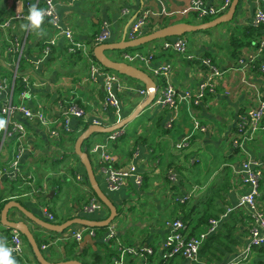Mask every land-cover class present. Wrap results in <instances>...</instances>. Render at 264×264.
I'll list each match as a JSON object with an SVG mask.
<instances>
[{"label":"crops","instance_id":"0c3cea01","mask_svg":"<svg viewBox=\"0 0 264 264\" xmlns=\"http://www.w3.org/2000/svg\"><path fill=\"white\" fill-rule=\"evenodd\" d=\"M55 1L63 27L71 29L75 39L89 47L93 45L94 38L101 35L105 25L111 31L110 41H121L125 30L128 28L129 32L131 25L144 10L154 13L145 28V35L175 24H204L197 22L200 19L196 14L182 16L178 13L190 6V0H143L145 7L142 0ZM203 1L206 7L219 8L226 0ZM32 5L43 9L44 0H0V22L17 14L27 17ZM260 10L264 11V0H242L234 20L219 25L223 30L220 31L217 26L212 28L211 34L200 36L196 33L191 36L190 53L199 56V60H212L213 65L222 72L219 79H214L216 91L210 92L204 99H207L205 102L190 108L182 101L181 106L172 111L155 106L154 103L167 82L180 95L188 90L195 94L197 86L210 78L205 68H193L185 57L174 52L156 55L146 66L148 71L155 76L156 69L167 66L170 73L168 78L157 76L161 80L152 76L158 86L153 103L120 129L124 134L116 141L109 139L110 134L102 133H96L86 141L84 149L93 157L95 174L107 195H115L113 199L118 206L119 201L133 196L140 197L145 204L144 218L140 222L134 220V213L132 216L135 224L130 218L127 220L126 215L121 219L118 233L120 242L127 245L139 244L145 239L147 243L142 246L156 247V258L159 259L163 242L171 232L167 222L173 218H181L185 213L191 214L193 210H203L205 200L211 196L216 201L210 214L215 217L209 219L208 223L212 219H219L220 223L218 231L211 234L202 246L199 263H191L178 256L168 264H256L259 260L257 252L251 247V210L239 206L240 193L246 188L237 189L232 177L236 172H243V165L248 160L262 163V189L258 207L264 213V134H258L246 144L240 153L241 159L232 162L227 160L237 155L233 146L234 141L240 139L239 115L246 108L256 107V89L264 90V56L257 50V43L264 38V26L256 27L253 22ZM163 11L166 15H156ZM170 13L174 15H168ZM218 17L204 19L211 18L212 21ZM23 23H26V19L15 20L10 27L0 26V79L6 80L7 85L0 91V119L6 122L4 129L0 130V170L19 156V170L23 178L20 183H11L7 175L0 174V202L6 200L8 204L19 201L34 216L48 221L42 211L46 209L55 216L54 224H64L85 215L84 208L95 198L91 190L87 192L88 188H83L80 181L75 180L77 174L84 178V166L75 152L78 138L87 131L82 132L84 126L80 123L81 119H71L69 132L64 130L61 121L49 130L36 120H28L20 112L3 115L1 109L12 102L34 111L42 109L50 117L60 119L67 104L73 102L86 111V117L82 118L84 122L91 126L100 123L104 127H113L120 123L126 124L129 116L149 100L150 92L143 83L122 78L124 88L114 90L118 109L104 113L106 93L103 79L92 81L89 78L90 61L87 58L85 60L81 54H69L68 42L55 33L50 20L44 18V34L40 36L34 31L22 30L20 25ZM54 38L57 39V45L45 57L44 49ZM196 58L198 57H193V60H197ZM110 59L123 62L122 59ZM253 60L255 64L251 65ZM143 90L148 93L141 95L140 91ZM191 112L199 119L201 128L205 129L201 131L205 134L203 137L196 136V132L192 135L193 131L189 127L192 123L189 116ZM171 119H174L173 126L168 128L167 124ZM16 125L24 127L23 138L14 131ZM131 126H137V129L130 140H126ZM189 137L187 147L179 149L180 143ZM95 146L100 147V150L93 153L91 150ZM201 149L206 150L205 160L199 157ZM188 160L189 169L194 170L191 179L186 176L183 178L180 174L186 170ZM132 164L137 167V174L144 178L142 186H137L135 178L131 177L120 192H109L104 177L99 172L100 167L105 165L124 170ZM170 169H174L178 175V182L175 184L167 178ZM67 181L76 182L75 197L67 196L65 200L54 202L62 193L61 187L69 183ZM84 181L85 185H89L87 180ZM182 198H188L187 206L183 209L176 202ZM52 206L59 208V211ZM9 215L16 222H26L34 230V234H46L42 227H36L37 224L31 222L20 210L12 209ZM88 216L102 221L106 215L104 212H97ZM0 225L3 226L0 228V238L5 239L9 247L14 231L2 224L1 215ZM126 226H133L128 240ZM203 226L206 225L200 223L195 228H190L189 234ZM77 228L78 226L73 227ZM145 230L148 231L147 236H144ZM94 240L97 241L96 246L90 247L95 254L99 244L104 242L99 236ZM27 243L29 244L28 241ZM58 244L61 245L56 250H47L48 254L45 255L51 263L58 264L68 260L71 248H65L66 242ZM29 247L31 253L29 249L26 252L38 261L30 244ZM27 253L24 251L21 261L16 260L17 264H25ZM83 256L87 258L85 253Z\"/></svg>","mask_w":264,"mask_h":264},{"label":"built area","instance_id":"2783aa9c","mask_svg":"<svg viewBox=\"0 0 264 264\" xmlns=\"http://www.w3.org/2000/svg\"><path fill=\"white\" fill-rule=\"evenodd\" d=\"M233 0H226L225 4L219 8L206 7L203 0H190V6L186 9L178 12L182 16H189L191 14H196L200 20H203L207 17H216L221 16L227 13L230 9ZM29 5V2H28ZM45 18L50 20L52 27L55 33L58 36H62L65 40L71 45L70 52L74 53L75 51H80L83 55L90 61V78L92 81H96L99 78L103 79L104 89H105V100L103 102V111L104 113H109L112 110L118 109V101L114 97V90H121L124 88L122 83L121 76L115 72L108 71L102 66H97L94 64V60L91 57L90 47L75 39L74 32L69 28H64L60 16L57 10V4L55 0H44ZM152 11L144 10L137 20L131 25L128 32V38L130 40L137 39L144 34L145 28L147 27L150 19L152 18ZM156 15H166V12L163 11L161 14ZM173 16V13L168 14ZM26 19L25 15L17 14L13 18H7L0 22L1 27H10L13 21ZM254 26L260 27L264 26V11L260 10L256 13L254 18ZM111 31L107 27H104L101 35L97 36L94 40V45L97 47L104 43H107L111 40ZM17 45V44H15ZM57 45V39L54 38L50 40L44 49V56L51 54L52 49ZM258 53L264 55V38L259 40L257 43ZM163 50H171L176 54H186L188 52V41L184 37H174L163 40ZM156 55H149L144 57L141 54H132L131 52H124L122 57L128 62H135L136 60L144 61L147 65L148 63L154 60ZM188 59L193 60V56L188 57ZM255 64V60L251 62V65ZM202 67L204 66L210 74V78L200 83L197 86L195 94L191 91H185L184 94L180 95L176 88L169 82L161 91L160 96L156 99L154 105L166 108L170 111L175 110L178 104L182 101H185L188 106H199L202 101L207 97L211 92L216 91V85L214 79L220 77L222 72L220 69L215 67L210 59L201 60ZM264 71V67H262ZM170 73V68L167 66H162L154 71L155 76H165L168 78ZM7 87L6 80L0 79V91L4 90ZM147 91H140L141 95H146ZM256 99L258 105L256 107H250L244 109L239 115L238 126H239V135L240 139L234 141V146L241 150H244L246 144L252 141L258 134H264V90L256 89ZM68 106L62 112L60 119H55L50 117L44 110L38 109L37 111L28 109L22 105H16L12 102H9L3 106L1 113L3 115H13L15 113H22L30 121H38L43 127L51 130L58 122L61 121L64 130L69 132V125L72 118L82 119L86 117V111L81 108L76 103H68ZM174 119H171L167 124L168 128H172ZM101 125L100 123H95V125ZM197 130L205 131L204 128H201L199 123L195 124V130L192 135L195 134ZM14 131L21 135V138L24 137V127L22 125H16ZM124 134V131L117 130L109 135V139L116 141L119 137ZM191 135V136H192ZM190 136V137H191ZM186 138L180 145L179 149H184L187 147ZM100 150V147L95 146L92 148L91 152L96 153ZM19 156L14 158V160L6 167L0 170V174H5L8 176L11 183H19L22 181V176L19 170ZM262 163L258 161L248 160L243 165V172H236V188L241 190L246 188L244 192L240 193L239 196V206L247 207L251 210V229H250V238L252 247H264V213L258 207V199L260 197V183L263 177ZM100 174L104 177V180L107 184L108 190L111 193L120 192L121 189L126 185L129 178L134 177L137 186H142L144 178L137 174V167L130 166L128 169H115L109 166H101L99 170ZM167 178L172 183L175 184L178 182V175L174 169H170L167 172ZM79 180V177H78ZM82 181V180H81ZM188 198L181 199V202L184 203ZM102 202L98 201L96 198H93L92 201L86 206L83 210L85 215L103 212L104 207ZM2 202H0V208ZM43 214L50 223L55 222V216L46 209H43ZM220 220H212L210 226L206 229L205 232L200 233L197 236L190 237L188 235L189 230L187 225L179 219H174L167 222V226L171 229L170 234L166 237L162 245L161 257L156 258V249L150 246H135L127 247L121 244L117 238V227L111 223L107 227V231L103 237V242L108 244L116 240V249L118 252V257L114 259L113 264H126L127 258H136L141 261L142 264H160L169 262L176 257L180 256L191 263H199L200 250L208 237L215 233L218 229ZM67 234L64 236H59L55 239L54 244L56 243H70L74 241L79 246L83 243L86 236H91L92 238L97 237L95 228H90L87 226H78L77 229L67 230ZM50 232V231H47ZM66 232V231H65ZM54 233V232H53ZM64 233V232H63ZM13 236L10 240L9 247L13 249L12 255L17 260L21 261V258L24 254V237L20 234L19 231H14ZM49 244L42 243V251H47ZM25 264L26 261H24Z\"/></svg>","mask_w":264,"mask_h":264},{"label":"water","instance_id":"95a60500","mask_svg":"<svg viewBox=\"0 0 264 264\" xmlns=\"http://www.w3.org/2000/svg\"><path fill=\"white\" fill-rule=\"evenodd\" d=\"M240 1L241 0H233L230 9L227 13L219 16L218 18L210 22L201 25H193L189 23L175 24L165 27L154 33L141 36L134 40H130L128 38V28H127L125 30V33L121 41L118 42L110 41L108 43H104L102 45L95 47L94 49L95 58L102 67L110 71L116 72L122 76H126L128 78L143 83L147 87V89H149L150 98L145 104L139 106L135 110V112H133V114L129 116V119L126 120V124L120 123L113 127H104L99 124L98 125L94 124L91 127H89V129L85 133H83L76 142L75 152L84 166L83 175L85 179L89 181L92 189L98 196L99 200L109 209L110 215L108 218H105L102 221H98V219H93V217L91 216L83 215L82 217L79 216L76 219L69 220L64 224H54V223H49L48 221L42 218H38L34 216L24 206H22L20 203L16 201H11L4 206L1 212L2 224L5 227H7L9 230H13V231L17 230L20 232V234L29 242L40 264H56V263H51L46 259L44 253L39 248L38 242L36 240V235L33 233L30 226L26 222L10 221L9 212L12 209L20 210L21 212L24 213V215L28 219H30L32 222L37 224L40 228L42 227V229L46 231H51L55 233H63L65 230H68L77 225L87 226L90 228H107L117 218L118 210L114 202L111 200V198L102 189L95 174L90 155L84 149V144L88 139H90L96 133L110 134L124 128V126L127 125L130 121L138 117L141 114L142 110H145L149 104L153 103L154 99L156 98V94L158 92L157 83L154 81L152 76L126 62L113 61L108 57L106 53L108 51L113 52V51H125L129 49H136L148 45L150 43H153L154 41L164 40L174 37H182L184 35L196 33L199 31H207L224 23H230L234 20L236 16L237 8L240 5ZM142 5L143 7H145L146 5V3L143 0H142ZM96 244L97 241L94 240V238H92L91 236H86L81 246L86 247L87 245H90L92 247H95ZM58 264H81V263L78 262L77 260H67L65 262Z\"/></svg>","mask_w":264,"mask_h":264},{"label":"rangeland","instance_id":"374dc122","mask_svg":"<svg viewBox=\"0 0 264 264\" xmlns=\"http://www.w3.org/2000/svg\"><path fill=\"white\" fill-rule=\"evenodd\" d=\"M212 18V17H211ZM211 18H208L209 20H211ZM213 18H215V17H213ZM191 20V19H190ZM201 21H203V20H200V21H197L198 23L199 22H201ZM188 22H191V23H194V22H196V21H188ZM106 26V25H105ZM221 26V25H220ZM219 26V27H220ZM108 27V26H107ZM217 28V27H216ZM214 30V29H213ZM220 31L221 30H223V27H220V29H219ZM211 31H212V29H210V31L209 30H207V32L206 31H199V32H196V33H198V35H200V36H205L206 34H211ZM196 33H192V34H187L186 35V37H184L187 41H188V52L186 53V54H178L179 56H181V57H185L186 58V60L188 61V63L189 64H191V66L193 67V68H195V69H200L201 68V60H199V56H195L194 54H191L190 53V48H189V46L191 45V36L192 35H194V34H196ZM113 52H116V54H113L112 53V51H108L107 53L109 54V57L110 58H114L115 60H120V59H122V61L123 62H126V63H128V64H130V65H132V66H135V67H137V68H139V69H141V70H143L144 72H146V73H148V74H150L151 76H154L151 72H149L148 71V69L146 68V66H147V64L144 62V61H140V60H136L135 62H128V61H126V60H124L123 59V57L121 56V55H119V51H113ZM130 52L132 53V54H141L142 56H144V57H148L149 55H151V54H153V55H157V56H160V55H163L164 53H169V52H171V50H169V51H167V50H163V40H158V41H154L153 43H150V44H148V45H145V46H143V47H140V48H136V49H131L130 50ZM190 55H192L193 57H198V58H196L197 60H188V58L187 57H189ZM120 56H121V58H120ZM94 64L95 65H97V66H101L100 65V63H97V62H94ZM91 66V65H90ZM216 67V66H215ZM155 77V76H154ZM89 78H90V76H89ZM124 79L125 77H121V79ZM155 79H157V80H161V78H157V77H155ZM216 79H219V77H216L215 78V80ZM214 83H215V81H214ZM255 88H254V86H253V89L252 90H254ZM207 100V99H206ZM206 100H204V102L206 101ZM181 103H179L178 104V106H181L180 105ZM190 108H192V106H190ZM189 116H190V119L192 120V123H193V126H192V123H191V125L189 126L190 127V129H191V131H194L195 130V124L196 123H199V119L196 117V115L194 114V113H192L191 112V114H189ZM200 124V123H199ZM136 129H137V126H131L130 128H129V131H128V137H127V139L126 140H130V138H131V136L135 133V131H136ZM205 134H203V133H201V131L200 130H197L196 131V136H198V137H203ZM229 146H232L231 144H229ZM224 153H225V151H224ZM89 155H91L90 153H89ZM205 155H206V150H204V149H201L200 150V152H199V157L201 158V159H203V160H205L206 159V157H205ZM242 156V154H237V155H235V156H233V157H231L230 159H228L227 161L228 162H232V161H235V160H239V159H241L240 157ZM90 158H92L91 160H93V157L92 156H90ZM189 160H188V164L185 166L186 167V170L184 171V172H180V174H181V177H183V178H185V176L187 177V178H189V179H191V174L194 172V170H190L189 169ZM131 166H135V165H131ZM197 166H199V165H197ZM82 172H84V170L82 171ZM75 176V175H74ZM74 176H73V178H74ZM78 177H79V180H78ZM84 179H85V177L83 178L80 174H77L76 176H75V180H77L78 182L80 181V185H82V187L84 188V187H87L88 189H90L89 188V185H85L84 184ZM82 180V181H81ZM86 180V179H85ZM67 182H69V181H67ZM262 182V181H261ZM20 183V182H19ZM88 183H89V181H88ZM90 184V183H89ZM79 185V186H80ZM75 186H76V182L75 181H73V182H69L66 186H62L61 188H62V193H60L57 197H56V199H55V201L54 202H58L59 200H65L66 199V197L67 196H71V197H75V193H74V191H75ZM92 188V187H91ZM261 189H262V185H261V183H260V191H261ZM108 196H110V198H112L111 200H113L114 201V199H113V197H115V195H112L111 196V194L109 195L108 194ZM133 197H135V196H133ZM126 200H129V199H126ZM115 202V201H114ZM120 202V204H119V206H118V204H116L118 207H120L123 203V200L122 201H119ZM116 203V202H115ZM129 204H132V200H129ZM49 205V204H48ZM50 205H51V203H50ZM102 206L104 207V210H103V212H104V214L106 215L104 218H108V210L106 209V206L104 205V204H102ZM73 206L71 205V208H72ZM52 208H54L56 211H59V208H56V207H54V206H52ZM1 209V208H0ZM129 210H132V208L130 207L129 208ZM125 215L127 216L126 217V219L127 220H129V218L132 220V215L130 214V212L128 211V210H126V212H123L122 214H121V216H118L114 221H113V225L114 226H116L117 228H118V226H120V222H121V219L122 218H124L125 217ZM9 219L11 220V221H14V220H12V218L10 217V215H9ZM32 222V221H31ZM130 223H131V221H130ZM36 227H39V226H37V225H35ZM75 227V226H74ZM0 228H3V226H1L0 225ZM127 229H128V226H126V231H127ZM32 231H34V230H32ZM44 232H46V234H39V233H35V235H36V237H37V239L39 240V242H40V244L41 243H43V242H45V243H47V244H49V247H48V251H51L52 249H54V250H56L57 249V246H59V245H61V244H58V243H56V244H54V241H55V239L57 238V237H59V236H65L66 234H67V232L68 231H66V232H64V233H53V232H47V231H45L44 230ZM24 243H25V245H24V251H25V253H27L26 251H27V249H29V252L30 251H32V250H30V247H29V244L27 243V240L25 239L24 240ZM70 243H71V245H70V248L72 247V245L75 243L73 240L72 241H70ZM88 246V247H87ZM86 247H87V249L86 250H82V249H85L86 247H82L81 245L78 247V249H77V252H76V254H78V258H75V255H73V253H69L68 254V256H67V258H68V260L69 259H78L77 261L78 262H80L81 264H92V259H93V257H94V250L93 249H91V247H90V245H87ZM48 251H44L43 253H44V256L46 255V254H48ZM31 253V252H30ZM82 253H85L86 254V256H87V258L85 257V256H81V254ZM32 255V254H31ZM65 261H67V259L65 260ZM26 263L27 264H40L38 261H36L34 258H32V257H30L29 255H28V253H27V255H26Z\"/></svg>","mask_w":264,"mask_h":264},{"label":"trees","instance_id":"16d2710c","mask_svg":"<svg viewBox=\"0 0 264 264\" xmlns=\"http://www.w3.org/2000/svg\"><path fill=\"white\" fill-rule=\"evenodd\" d=\"M242 1V0H241ZM240 1V2H241ZM211 20H209V19H203V21H201L202 23H207V22H210ZM182 37H186V35H184V36H182ZM94 40H95V38H94ZM94 40H93V45H90V49H91V57H92V59L95 61V62H97V63H99L98 61H97V59L95 58V55H94V49H95V45H94ZM169 40H170V38H169ZM67 42H68V40H66ZM70 48H71V45H70V43L68 42V52H69V54H71V55H77V54H81V56L86 60V57L83 55V53L82 52H80V51H75L74 53H71L69 50H70ZM131 49H129V50H125V51H119L121 54H123L124 52H129ZM264 56V55H263ZM213 62V61H212ZM202 68H205L204 66L202 67L201 66V69ZM206 69V68H205ZM106 70H108V69H106ZM207 70V69H206ZM108 71H110V70H108ZM116 74H118V73H116ZM118 75H120V74H118ZM121 77H125L126 78V76H122V75H120ZM128 78V77H127ZM80 123H81V125L82 126H84L83 127V130H82V132H84V131H86V130H88L89 129V127L91 126V124L90 123H86V122H84L83 121V119H81L80 120ZM85 144H86V142H85ZM85 144H84V146H85ZM233 149H234V152H235V154H240L243 150H241V149H239V148H236L235 146H233ZM87 153H88V151H87ZM89 154V153H88ZM77 156V155H76ZM84 176V175H83ZM232 179L234 180V186L236 187V177H235V175L232 177ZM233 180H232V182H233ZM89 188H90V190L93 192V194H94V196H95V198L98 200V201H100L99 199H98V197L95 195V193H94V191H93V189L91 188V186H90V184H89ZM129 200H132V204H129V200H125V201H123V204L120 206V207H117V205H116V203H114L115 205H116V207H117V210H118V216H121V214L123 213V212H126V210H128L129 212H130V214L131 215H133V213L135 214V221L136 222H140V220L141 219H143L144 218V207H145V204H144V202H142V200H141V198L140 197H138V196H135V197H130V198H128ZM183 199V198H182ZM3 202H2V206H1V209H0V215H1V212H2V210H3V208H4V206L7 204V202H6V200H2ZM215 199L213 198V197H211V196H209L206 200H205V202H204V204H205V208L203 209V210H200V209H196V210H193V211H191V214H188V213H185L183 216H180L181 218H173V219H171V220H174V219H179V220H182L186 225H187V227H188V230H189V233H190V231H191V229L194 227L195 228V226H197V225H199L200 223H203L204 225H206L204 228L203 227H199V228H197L196 230H194V233H191V234H189L188 233V235L190 236V237H193V236H197V235H199L200 233H203V232H205L206 231V229L210 226V222L213 220H210V222L208 223V221H209V219H211V218H213V217H215L213 214H210V209L212 208V206L215 204ZM19 202V201H18ZM101 202V201H100ZM176 202H177V204H178V207H180V208H185L186 206H187V202L185 201L184 203H182L181 202V199H178V200H176ZM132 208V210H129V208ZM106 209L108 210V217H109V215H110V211H109V209L106 207ZM191 209H189V211H190ZM117 216V217H118ZM133 217V216H132ZM134 220H133V218H132V223H134ZM216 220H219V219H216ZM135 224V223H134ZM133 226H135V225H133ZM132 226V227H133ZM132 227H129L128 228V232L126 233V239L128 240L129 239V236L131 235V229H132ZM191 228V229H190ZM119 229H120V227L118 226V228H117V238H118V233H119ZM95 230H96V233H97V236H99V237H104V235H105V233H106V231H107V228H95ZM217 231H218V229H217ZM216 231V232H217ZM148 231L147 230H145V235L144 236H147V233ZM9 239H10V237H9ZM166 239V238H165ZM36 240H37V242H38V245H39V248H40V250H42V244H40V242H39V240L37 239V237H36ZM147 242H146V240L145 239H142L141 240V243H139V244H124V243H122L121 242V244L122 245H124V246H127V247H135V246H137V245H140V246H142V245H145ZM70 245H71V243H67V244H65V248H69L70 247ZM78 247H79V245L77 244V243H74L73 245H72V247H71V250H70V252L71 253H73V255H75V258H78V254H76V251H77V249H78ZM155 249H156V247H154ZM30 250H31V248H30ZM82 250H84V249H82ZM254 250L257 252V254H258V257H259V260L256 262V264H264V247H255L254 248ZM157 251V250H156ZM201 252V251H200ZM84 255V253H82L81 254V256H83ZM118 257V252H117V249H116V240H114L113 242H111V243H108V244H106V243H103V244H99V246H98V250L96 251V253L94 254V258H93V263L92 264H113L114 263V259H116ZM174 260V259H173ZM172 261V260H171ZM171 261H169V262H171ZM169 262H166V263H160V264H168ZM126 264H142L141 263V261L140 260H138V259H136V258H131V257H128L127 258V263Z\"/></svg>","mask_w":264,"mask_h":264},{"label":"clouds","instance_id":"9594fccd","mask_svg":"<svg viewBox=\"0 0 264 264\" xmlns=\"http://www.w3.org/2000/svg\"><path fill=\"white\" fill-rule=\"evenodd\" d=\"M44 18H45V10L41 9V8H38L36 5H32L28 9V15L26 17V23L21 24L20 28L22 30L34 31V32H36V34L38 36L43 35L44 31L42 29V24L44 22ZM5 123L6 122L3 119H0V130L4 129ZM88 191H90V189H87V192ZM77 226H81V225H77ZM70 229H73V227L70 228ZM65 231H67V230H65ZM24 240H25V238H24ZM252 248H255V247H252ZM12 252H13V249L8 247L7 241L5 239H3V238H0V264H17V261L13 257Z\"/></svg>","mask_w":264,"mask_h":264}]
</instances>
